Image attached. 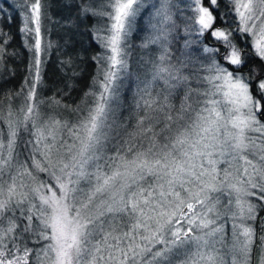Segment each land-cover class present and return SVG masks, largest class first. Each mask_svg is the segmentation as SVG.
I'll return each mask as SVG.
<instances>
[{
  "label": "snow or ice",
  "instance_id": "snow-or-ice-1",
  "mask_svg": "<svg viewBox=\"0 0 264 264\" xmlns=\"http://www.w3.org/2000/svg\"><path fill=\"white\" fill-rule=\"evenodd\" d=\"M16 6L30 58L0 95V264H252L257 247L264 264V0H78L68 27L95 23L87 47L65 42L50 96L48 4ZM134 28L143 73L121 117ZM12 39L0 28L4 83Z\"/></svg>",
  "mask_w": 264,
  "mask_h": 264
},
{
  "label": "trees",
  "instance_id": "trees-1",
  "mask_svg": "<svg viewBox=\"0 0 264 264\" xmlns=\"http://www.w3.org/2000/svg\"><path fill=\"white\" fill-rule=\"evenodd\" d=\"M20 0H0V8L4 11L0 13V28L11 34L13 37L11 41L10 51L15 50L17 55L12 58L11 63L15 68V75L10 78V82L4 83L0 81V95L6 93L9 89L18 90L24 80V77L28 74L27 68L30 58L28 48L25 46L23 37L19 32L21 26V17L19 15L20 9L16 6ZM48 4L49 19L43 22V31L46 41H51L53 47L49 50L45 59L47 64L44 66L45 81L47 87L44 90V95L50 96L57 87H64L66 81L63 78V73L60 70V61L66 59L64 55L66 52L71 51V45L64 47L66 41H73L76 43V50L80 51L79 41L84 40V46H88V40L90 37L81 36L80 33L90 30L94 19L90 21L78 22L79 27H68V20H75L77 8L74 6L78 3V0H45ZM152 0H149L151 3ZM174 3L179 5L180 0H173ZM11 17V23H8V18ZM148 14L143 13L138 19L139 27H147ZM145 33L135 30L130 36V43L132 45V58L130 61L131 75L123 80L120 89L121 98L120 103L123 106L122 111L118 113L121 117L129 115V107L132 103V96L135 89L136 76L142 75L143 70L139 63L140 58L144 55L139 45L143 40ZM243 43V41H240ZM182 43V41H180ZM100 49L93 46L91 50L86 53H82L84 56V63L80 64L81 76L77 78L75 88L72 90L69 97H65L67 103H79L84 92L87 91L88 86L92 81V77L96 72L95 62L91 61V56ZM155 51V49H152ZM177 105L179 100L176 101ZM264 215V213H262ZM261 250L259 247L253 252L252 264H260Z\"/></svg>",
  "mask_w": 264,
  "mask_h": 264
},
{
  "label": "rangeland",
  "instance_id": "rangeland-1",
  "mask_svg": "<svg viewBox=\"0 0 264 264\" xmlns=\"http://www.w3.org/2000/svg\"><path fill=\"white\" fill-rule=\"evenodd\" d=\"M97 2H99V0H97ZM179 3H180V2H179ZM94 23H95V20H94ZM19 104H20V101L17 100V101H15L14 106H15V107H19ZM41 175H43V174H41Z\"/></svg>",
  "mask_w": 264,
  "mask_h": 264
}]
</instances>
